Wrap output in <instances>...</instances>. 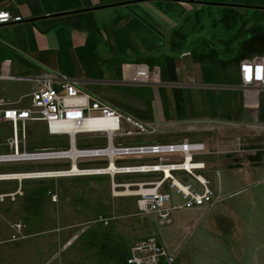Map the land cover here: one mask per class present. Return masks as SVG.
Wrapping results in <instances>:
<instances>
[{"label": "crops", "instance_id": "1", "mask_svg": "<svg viewBox=\"0 0 264 264\" xmlns=\"http://www.w3.org/2000/svg\"><path fill=\"white\" fill-rule=\"evenodd\" d=\"M0 11L23 19L0 25V100L8 106L28 107L36 78L50 71L157 125L153 135L126 143L205 145L204 174L219 201L174 211L164 226L143 216L136 233L132 222L95 225L88 244L91 264H126L134 240L150 235L158 236L175 264H264V91L255 107L246 108L252 97L241 91L239 78L242 61L264 55V0H0ZM137 65L147 68L148 83L138 81ZM34 128L44 125L27 123L26 137ZM10 134L9 123L0 122V154L8 151ZM26 148L34 150L27 143ZM61 166L0 163V174ZM18 188L22 194L10 200ZM34 189L40 190L36 196L30 194ZM48 192L57 195L55 203ZM110 200H129L135 211ZM0 201L18 219L29 217L27 204L44 203L41 221L25 230L31 237L63 228L65 220L75 225L137 210L134 198L110 196L106 177L0 181ZM9 233L8 225L1 234ZM27 251L38 250L30 245Z\"/></svg>", "mask_w": 264, "mask_h": 264}, {"label": "built area", "instance_id": "2", "mask_svg": "<svg viewBox=\"0 0 264 264\" xmlns=\"http://www.w3.org/2000/svg\"><path fill=\"white\" fill-rule=\"evenodd\" d=\"M20 16L0 11V25L22 22ZM138 81L148 83L145 66H135ZM240 89L252 97L245 107H255V98L264 91V55L242 61L239 65ZM28 107H11L0 100V122L9 123L8 151L0 154V163L61 162L60 168L24 173L0 174V181L106 177L113 199L134 198L140 215L155 217L159 226L171 223V213L213 206L219 199L205 176V145L201 142L126 143L127 138L153 135L157 125L135 117L85 92L76 81L46 71L35 80ZM91 121H105L106 126H90ZM41 122L49 137L66 140V146L28 150L26 124ZM70 125L72 128L66 127ZM78 136L95 140L79 145ZM85 139V138H84ZM126 158H147L125 163ZM168 175H167V173ZM37 173V174H34ZM188 179H183L180 175ZM22 175V178H16ZM20 188L11 195H21ZM52 202L57 195L48 192ZM106 226L108 220L99 218ZM11 240L24 238L25 224L11 226ZM5 240L0 236V245ZM175 264V256L162 245L157 235L135 241L126 264Z\"/></svg>", "mask_w": 264, "mask_h": 264}, {"label": "rangeland", "instance_id": "3", "mask_svg": "<svg viewBox=\"0 0 264 264\" xmlns=\"http://www.w3.org/2000/svg\"><path fill=\"white\" fill-rule=\"evenodd\" d=\"M77 138L78 142L89 143L91 140L89 137L84 136H78ZM26 143L28 148H34V150L44 149L48 147H57L59 145L66 146V141L64 139L49 137L46 134L45 128L41 130H36L34 128L32 131L28 129ZM38 167L44 168V164H38ZM29 183H27L26 185H28ZM39 192L40 190L34 189L30 192V194H35L36 196ZM9 198L6 200L9 201ZM2 200L3 199H1V201ZM10 200L12 199L10 198ZM1 201L0 203H3ZM130 202L131 201L129 200H110V203L114 206L123 208V206L125 205L127 209L134 210L135 207ZM6 205L7 208L5 207V204L0 205V236L5 240V243L0 245V264H91V262H93V260L95 259L92 257L93 252L89 250L90 248L88 244L90 239V230L94 228L95 225L100 224L102 227H110L111 225H115L116 223L125 222L126 225L127 223L129 225V223L132 222L135 225L134 233H136L139 230H142L143 227L141 226V221H144L143 215L139 214L137 208L135 214L131 215H129V213H126L125 211L123 213L118 212L115 216L110 218L102 216L103 219L108 220V225L106 226L102 225L99 222V218L94 221L79 220L75 222V225L69 224L72 223V221L65 220V227L61 228L57 226L54 227V229L51 231L45 233L39 232V234H37L36 236L31 237V235L26 233L25 230H27V228L29 229L28 226H32L33 223H39L41 221L40 214L44 207V203L37 201V203L34 204H27V207L23 204L20 205L21 207L25 206V208L23 209L29 217H19V219L15 218L16 211L8 207V204ZM18 205L19 204H17V206ZM6 218H8L7 221H5ZM11 218L15 219L10 221ZM16 222H22L23 224H25L24 238L12 241L10 239L13 233L11 226ZM8 225L10 233L6 236H3L1 233L5 232V228ZM61 232H63L62 236H64L62 240L58 238V235ZM160 232L163 231L161 229H157L156 233L159 234ZM99 238L103 241L105 240L103 234ZM137 240L138 239L134 240V242ZM30 245L33 249H36L38 251H33L31 253L28 252L27 250L30 248ZM15 248L17 250H15ZM123 257L125 258V253H122L120 255L121 259Z\"/></svg>", "mask_w": 264, "mask_h": 264}, {"label": "bare ground", "instance_id": "4", "mask_svg": "<svg viewBox=\"0 0 264 264\" xmlns=\"http://www.w3.org/2000/svg\"><path fill=\"white\" fill-rule=\"evenodd\" d=\"M108 123H106L105 121H98V122H96V121H91V122H89V125L90 126H106ZM66 127H68V128H72V127H70V125H66ZM41 171V170H40ZM167 173V172H166ZM34 174H37V173H34ZM167 175H168V173H167ZM16 178H19V179H21L22 178V175H16Z\"/></svg>", "mask_w": 264, "mask_h": 264}]
</instances>
